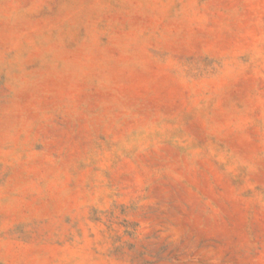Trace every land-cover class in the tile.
I'll return each mask as SVG.
<instances>
[{"label": "rangeland", "instance_id": "374dc122", "mask_svg": "<svg viewBox=\"0 0 264 264\" xmlns=\"http://www.w3.org/2000/svg\"><path fill=\"white\" fill-rule=\"evenodd\" d=\"M0 264H264V0H0Z\"/></svg>", "mask_w": 264, "mask_h": 264}]
</instances>
